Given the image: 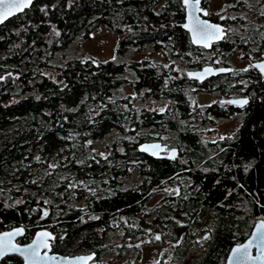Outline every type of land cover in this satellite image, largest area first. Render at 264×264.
Returning a JSON list of instances; mask_svg holds the SVG:
<instances>
[{
  "label": "trees",
  "instance_id": "trees-1",
  "mask_svg": "<svg viewBox=\"0 0 264 264\" xmlns=\"http://www.w3.org/2000/svg\"><path fill=\"white\" fill-rule=\"evenodd\" d=\"M262 1L235 9L217 46L222 55L239 49L264 57ZM182 3L36 0L0 25V231L23 224L25 243L37 228H50L52 252H94L96 264L110 257L141 264L143 249L156 245L163 248L152 264H225L232 245L264 219V78L255 67L247 69L251 98L239 133L212 143L189 120L193 84L175 81L182 72L174 67L93 55L57 60L100 27L118 38L119 55L151 46L195 57ZM213 80L209 86L229 89ZM136 94L170 106L146 113ZM150 124L165 135L135 131ZM108 136L101 153L97 144ZM147 139L178 142L181 155L144 153L137 146ZM2 264L22 258L8 255Z\"/></svg>",
  "mask_w": 264,
  "mask_h": 264
},
{
  "label": "flooded vegetation",
  "instance_id": "flooded-vegetation-1",
  "mask_svg": "<svg viewBox=\"0 0 264 264\" xmlns=\"http://www.w3.org/2000/svg\"><path fill=\"white\" fill-rule=\"evenodd\" d=\"M227 1V0H226ZM252 2V3H251ZM184 3V2H183ZM182 3V5H183ZM213 0H201L200 7L202 9H205L207 12L210 13L208 16H204L202 13H199V17L203 20H208L212 23L215 24H220L223 25V28L225 29V34L229 30V27L225 23L231 22L233 19L234 15L237 11L235 10L237 7H241L243 5H246L247 7L250 8L249 3L254 6L255 4H259L258 0H230L225 3L223 7H216L213 8L212 4ZM256 5V6H257ZM184 10H185V16H186V8L184 5ZM252 18L259 17V13H253L251 14ZM184 16V17H185ZM221 17H224V19H221ZM186 21V17H185ZM184 21V23H185ZM184 25V24H183ZM261 30H264V25L260 26ZM189 34V33H188ZM190 37V35H189ZM220 44L219 41L213 42L211 44V47H203V46H196L197 47V53L195 57H183V56H175V54L171 53L169 49L166 48H155L152 47L151 49H157L158 51H161L158 55L157 58L154 57H140V58H132L134 61L139 60H147L148 62H152L158 66H172L175 69L179 70L182 72L180 74L178 79H174L175 81H181L185 80V78L191 79V83L193 84V90L191 93V98H190V103L193 108V110H196V114L192 115L189 120H193L194 124L198 127H200L198 132V135L203 139V140H211V142H216L217 140H223L224 138H229V137H236V135L239 133V126L242 121V116H245L249 109V103H250V91H249V86L250 82L247 79V70L249 66H253L255 62L262 61L264 59L263 53L260 52V57L255 58L252 57L251 55H245L241 56L244 58L245 65L241 69H237L236 66L232 67L230 63L227 61L226 57L232 56V53L235 51H241L239 49L232 51L231 53H228V55H222L220 52V49L217 47ZM194 45V44H193ZM141 50V49H140ZM144 50V49H142ZM230 68L228 72H223L220 74H213L211 76H208L202 80L189 77V73L192 71H201L203 69L207 68H212V69H219V68ZM254 67V66H253ZM256 68V67H255ZM253 71H259L257 68ZM135 72V71H134ZM262 78H264V74L261 73ZM135 74V73H134ZM136 76L137 73H136ZM213 79H219L220 81H225L227 87L229 89L227 91H224L220 89L222 87V84L219 83H214L216 85L214 86H209L211 82H214L215 80ZM232 82V80H234ZM236 83V84H235ZM234 84V85H233ZM232 86H237L236 90H232L230 87ZM249 91V92H248ZM135 93V92H134ZM193 93H206L209 95H216L215 98L213 99L212 102L210 103H199L198 101L193 99ZM136 98H139V109H143L146 113L149 112L147 109L156 111V112H163L166 113L167 107L170 106V100L169 99H164V98H156V97H149L152 99H156L160 101V105L157 107H147L142 104V101H144L147 98H141V96L135 95ZM148 98V99H149ZM237 98H248V103L240 106L239 104L236 105V103H229L231 99H237ZM222 119H232L235 120L237 119V127L236 130L232 133H226L223 134L222 137L219 138H214L213 136L216 133H213L214 129L212 127L215 126L216 120H222ZM152 124L146 126V127H137L135 128V131L138 132V134L141 135H151L150 133L156 132L157 134L165 135L163 131L161 132L160 130L154 131ZM159 132V133H158ZM223 138V139H222ZM149 141H160L162 144L165 146V153H168L171 149H176L175 151V157L180 156L182 152V147L179 146L178 142L170 143V140L168 139H147L144 141H141L139 145L142 142H149ZM207 234H205L206 236ZM84 253V252H82ZM81 254V253H77ZM96 262L98 263V259H96Z\"/></svg>",
  "mask_w": 264,
  "mask_h": 264
},
{
  "label": "snow or ice",
  "instance_id": "snow-or-ice-1",
  "mask_svg": "<svg viewBox=\"0 0 264 264\" xmlns=\"http://www.w3.org/2000/svg\"><path fill=\"white\" fill-rule=\"evenodd\" d=\"M184 5L190 9L188 14L189 23L184 27L192 33V42L202 45L207 48L210 47L212 42L225 39V29L220 25L211 24L207 20H201L196 13H202L204 16L210 15L205 9L200 7L201 0H183ZM32 4V0H0V23H3L9 17L15 15L17 12H22L25 8H28ZM224 19V17H221ZM234 19V17H233ZM254 67L258 68L261 72H264V63L255 64ZM247 69H245L246 71ZM211 69H205L204 73H189V77L202 79L204 75L210 73ZM219 71L224 72L225 69L221 68ZM2 79V78H0ZM229 103H237L243 106L248 103L247 99L240 101H229ZM223 139V138H222ZM152 148H159V145H152ZM144 151L148 150V146H144ZM155 154V153H153ZM171 158H175V153H172ZM44 216L48 213L45 211ZM24 229H15L12 232L0 234V259L7 256L9 253H18L24 258L25 264H42L45 260H54L55 257H48L45 253L44 256L40 255L41 249H48V241L54 239L50 233L42 232L38 235L37 240L33 244L27 247L21 248L12 243L13 237L21 235ZM159 235L155 236V240H160ZM207 239V237H205ZM255 245L258 249L259 255L252 257L250 255V248ZM139 245H137L138 247ZM82 261L92 259V257H80ZM249 260H254L264 264V222H261L257 226L256 233L253 234L252 240L247 244L239 246L233 250L232 261L233 264H245ZM158 264V262H157Z\"/></svg>",
  "mask_w": 264,
  "mask_h": 264
},
{
  "label": "rangeland",
  "instance_id": "rangeland-1",
  "mask_svg": "<svg viewBox=\"0 0 264 264\" xmlns=\"http://www.w3.org/2000/svg\"><path fill=\"white\" fill-rule=\"evenodd\" d=\"M230 1V0H227ZM226 0H213L212 7H223L225 3L227 2ZM236 1V0H234ZM259 5L263 4L262 0H258ZM252 3V2H251ZM249 3V6H252V4ZM257 5V4H255ZM117 43H118V38L111 33V30L105 27H100L93 32L89 33L88 37H83L79 36L77 37L73 43L68 47V49L63 52L61 55L57 56V60L60 61L63 58H71L74 56H85V55H93L96 56L97 59H100L102 61H107V60H114V61H123L127 60L130 58H140V57H154L157 58L159 53L161 51H158L157 49L152 50L151 46H145L142 49L144 50H133L129 51L124 54H120L117 51ZM244 58L241 56V51H235L232 53L231 58L227 57V61L232 65V67H235L237 69H241L243 65H245V62L243 60ZM127 92H132L131 89H128L127 87L123 88ZM216 95H209L206 93H193V99L198 101L199 103H210L213 101ZM142 104L147 106V107H157L160 105V101L152 98H147L144 101H142ZM237 127V119L232 120V119H222V120H216V124L214 127H212L214 130L213 133H216L213 137L214 138H219L222 137L223 134L226 133H232L234 130H236ZM106 141L111 142V136H108L101 142H98L97 148L98 151L101 153L106 152V150L103 148L100 150L101 145L105 144ZM170 143H173L172 140H170ZM171 191L170 187H167L164 191L157 192L156 194L151 197L149 200L147 206L148 207H155L161 199L164 198L165 194L169 193ZM205 234V233H204ZM162 246L156 245V246H149L144 248V253L141 257V264H152L155 263L159 259L160 252H161ZM65 252H71V251H65ZM77 253H82L81 250H77L74 254ZM67 255H73L69 253H63ZM106 261V260H105ZM110 262L109 264H126L125 259H113L110 257L108 260Z\"/></svg>",
  "mask_w": 264,
  "mask_h": 264
},
{
  "label": "water",
  "instance_id": "water-1",
  "mask_svg": "<svg viewBox=\"0 0 264 264\" xmlns=\"http://www.w3.org/2000/svg\"><path fill=\"white\" fill-rule=\"evenodd\" d=\"M36 0H32V4L35 2ZM193 2H194V0H193ZM31 4V5H32ZM30 5V6H31ZM183 5H184V3H183ZM29 6V7H30ZM28 7V8H29ZM28 8H25L22 12H24L26 9H28ZM185 8H186V21H185V23H184V25L185 24H188L189 23V19H188V14H189V11H190V9L189 8H187L186 6H185ZM22 12H17L16 13V15H18V14H20V13H22ZM196 15L197 16H199V13H196ZM13 16H15V15H13ZM13 16H11V17H13ZM11 17H9V18H11ZM8 18V19H9ZM200 18V17H199ZM7 19V20H8ZM201 19V18H200ZM7 20H5L3 23H0V25L1 24H4ZM201 20H203V19H201ZM208 21V20H207ZM209 23H211V24H215V23H212V22H210V21H208ZM184 25H183V27H184ZM216 25H220V24H216ZM222 28H223V25H220ZM184 30H186L188 33H189V35H190V39H191V43H193L192 42V33L190 32V31H188V29L187 28H185L184 27ZM221 41V40H220ZM215 42H217V41H215ZM213 43V42H212ZM194 45H196V46H202V45H199V44H195V43H193ZM211 47V46H210ZM209 48V47H208ZM260 63H264V59L260 62V61H258V62H255L254 63V65L255 64H260ZM253 65V66H254ZM223 68V67H222ZM207 69H211L212 71L210 72V73H208V74H206V75H204L203 76V78L202 79H204V78H206V77H208V76H211V75H213V74H220V73H223V72H221V71H219V69H221V68H219V69H212V68H207ZM223 69H225L226 71H224V72H228L229 70H230V68H223ZM258 69V68H257ZM259 70V69H258ZM204 71H205V69H203V70H201V71H192V72H190V73H204ZM260 71V70H259ZM261 72V71H260ZM261 73H263L264 74V72H261ZM4 77V76H3ZM202 79H200V80H202ZM244 99H247L248 100V98H237V99H231V101H240V100H244ZM236 105H237V103H236ZM152 145H159V148H152L151 146ZM144 146H148V150L147 151H144V150H142L143 149V147ZM137 147H139V149H140V151H142V152H144V153H147V154H149V155H152V156H154V157H157V158H171V156H172V153L174 152H176L175 150V148L174 149H171L168 153H165L164 152V150H165V146H164V144H162L160 141H149V142H142L139 146H137ZM153 153H155V154H153ZM42 213H44V212H41V214ZM261 222H264V219H258L255 223H254V225H253V227H252V230L250 231V234L248 235V237L243 241V242H240V243H237V244H235V245H232V248L230 249V251H229V253H228V255H227V258H225L226 259V261H225V264H233V261H232V256H233V250L235 249V248H237V247H239V246H242V245H244V244H247L250 240H252V238H253V234L254 233H256V230H257V226L261 223ZM20 228H22V229H24V231H23V233L21 234V235H17V236H15V237H13V240H12V243L14 244V245H17V246H19V247H21V248H24V247H27L28 245H30V244H33V242L34 241H36L37 240V237H38V235L40 234V233H42V232H48V233H50L51 234V236L54 238L55 237V232L52 230V229H50V228H47V227H41V228H37V230L35 231V233L33 234V236L31 237V239L30 240H28V241H26L25 243H21V242H19L20 241V239H21V237L22 236H24V234H25V232H26V226L25 225H19V226H15V227H12V229L11 228H9V229H5V230H3V231H0V234H4V233H9V232H12V231H14L15 229H20ZM52 240V239H51ZM51 240H49L48 241V243H49V248L48 249H41V251H40V255L41 256H44L45 255V253L47 254V256L48 257H55L56 259H54V260H51V259H49V260H45V261H43L42 262V264H96L97 262H96V254L94 253V252H89V253H81V254H73V255H67V254H63V253H55V252H52L51 250H52V246H51ZM8 255H18L19 257H21L22 258V264H25V261H24V258L21 256V255H19L18 253H9ZM7 255V256H8ZM250 255L254 258V257H256L257 255H259V252H258V249L255 247V245H253L251 248H250ZM92 257V259H90V260H87L86 262L85 261H82V260H80L79 258L80 257ZM6 257V256H5ZM2 260H3V258L2 259H0V264H2ZM245 264H261V262H258V261H254V260H249V261H247V262H245Z\"/></svg>",
  "mask_w": 264,
  "mask_h": 264
},
{
  "label": "built area",
  "instance_id": "built-area-1",
  "mask_svg": "<svg viewBox=\"0 0 264 264\" xmlns=\"http://www.w3.org/2000/svg\"><path fill=\"white\" fill-rule=\"evenodd\" d=\"M3 230V229H2Z\"/></svg>",
  "mask_w": 264,
  "mask_h": 264
}]
</instances>
